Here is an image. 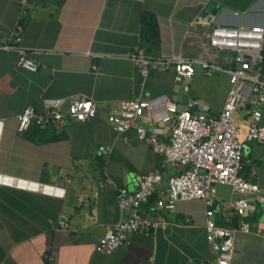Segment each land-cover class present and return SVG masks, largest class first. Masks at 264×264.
I'll list each match as a JSON object with an SVG mask.
<instances>
[{
  "label": "crops",
  "instance_id": "0c3cea01",
  "mask_svg": "<svg viewBox=\"0 0 264 264\" xmlns=\"http://www.w3.org/2000/svg\"><path fill=\"white\" fill-rule=\"evenodd\" d=\"M206 10L214 23H257L264 0H0V46L17 34L25 54L37 64L34 71L16 66L18 52L0 47V181L10 180L8 175L44 183L69 178L62 196L0 182V264L211 262L200 198L179 199L172 208L159 209L163 224L146 233L130 232L110 252L93 246L105 226L125 217L115 196L135 186L136 174L162 163L155 192L139 205L152 217L157 212L154 199L166 191L167 177L175 171L132 128L117 132L106 121L115 103L166 92L179 103L195 98L207 112L221 107L228 89L226 72L205 75L225 76V89L213 106L207 94L188 93L192 78L185 89L184 82L173 80L171 67L141 73L128 55L200 54L198 39L185 31L196 14L210 13ZM72 94L89 97L95 115L66 118L53 130L30 125L17 132L16 114L24 105L40 108L43 98ZM259 111L264 124V102ZM247 118L245 106L233 113L247 149L239 173L264 191V142L244 140ZM104 176L110 181L99 186ZM238 195L227 185H216L210 218L220 225L247 224L234 233L230 264H264V204L257 202L254 211L239 216L226 206ZM59 219L66 225L58 226Z\"/></svg>",
  "mask_w": 264,
  "mask_h": 264
},
{
  "label": "built area",
  "instance_id": "2783aa9c",
  "mask_svg": "<svg viewBox=\"0 0 264 264\" xmlns=\"http://www.w3.org/2000/svg\"><path fill=\"white\" fill-rule=\"evenodd\" d=\"M207 9V8H206ZM210 11V10H206ZM209 14H196L187 24L186 33L198 39L201 53L191 57L174 54L167 57L149 58L137 53L129 57L141 73L147 69L171 67L173 80L187 82L193 78L194 65L198 64L204 75L214 70L227 73L228 89L217 112H207L195 98L179 103L166 92L150 96H133L118 100L106 121L117 132L132 128L137 139L146 142L164 161L175 167L167 177V189L154 199L157 210L152 217L139 209L155 192L161 179V166L136 174L135 186L116 193L119 209L125 210L123 219L105 226L94 242V249L110 252L133 231L150 232L165 222L162 208H172L176 200L200 198L204 205V237L212 252L211 262L200 260L198 264H230L233 253V236L237 230H246L247 224L220 225L210 218L216 208V185L224 184L240 193L226 201L232 213L245 216L255 210L256 203L264 204V191L240 173L241 159L247 149L239 139L238 126L233 112L242 106L248 109L245 141L264 142V124L259 122L260 107L264 102V13L257 23L231 25L213 22ZM3 48L18 52L16 66L34 71L36 62L25 54L20 37L15 34ZM93 101L84 95L72 94L65 98H43L40 108L24 105L16 114L17 132L28 126L53 130L65 124V119L84 120L95 115ZM1 131V120H0ZM104 151L102 144L98 145ZM1 174V173H0ZM6 176L5 174H2ZM10 180L1 183L62 196L65 182L44 183L8 175ZM110 179L106 176L97 181L101 186ZM58 226L66 225L62 219Z\"/></svg>",
  "mask_w": 264,
  "mask_h": 264
},
{
  "label": "rangeland",
  "instance_id": "374dc122",
  "mask_svg": "<svg viewBox=\"0 0 264 264\" xmlns=\"http://www.w3.org/2000/svg\"><path fill=\"white\" fill-rule=\"evenodd\" d=\"M223 74H216L212 76H205L200 73L198 65H194L193 78L189 83V92L192 93L202 92L207 94L210 99H213V106H216L218 99L225 89V81ZM181 92V91H180ZM234 113V112H233Z\"/></svg>",
  "mask_w": 264,
  "mask_h": 264
},
{
  "label": "water",
  "instance_id": "95a60500",
  "mask_svg": "<svg viewBox=\"0 0 264 264\" xmlns=\"http://www.w3.org/2000/svg\"><path fill=\"white\" fill-rule=\"evenodd\" d=\"M208 8H211L209 4H208V6H207V9H208ZM213 9H214V8H213ZM213 9H212V13H214V10H213Z\"/></svg>",
  "mask_w": 264,
  "mask_h": 264
},
{
  "label": "bare ground",
  "instance_id": "6f19581e",
  "mask_svg": "<svg viewBox=\"0 0 264 264\" xmlns=\"http://www.w3.org/2000/svg\"><path fill=\"white\" fill-rule=\"evenodd\" d=\"M2 176L0 175V178H1Z\"/></svg>",
  "mask_w": 264,
  "mask_h": 264
}]
</instances>
